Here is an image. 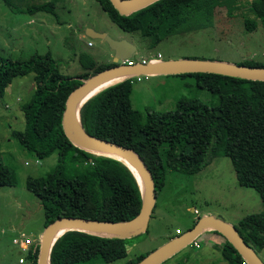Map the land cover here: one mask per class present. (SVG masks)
Listing matches in <instances>:
<instances>
[{"label":"trees","instance_id":"trees-1","mask_svg":"<svg viewBox=\"0 0 264 264\" xmlns=\"http://www.w3.org/2000/svg\"><path fill=\"white\" fill-rule=\"evenodd\" d=\"M108 20L122 32H137L149 40V46L176 34L185 25L202 28L211 23L213 0H157L127 16L119 15L107 0H94ZM215 2V0H214ZM249 7L264 25V0H250ZM46 11L51 5L31 7L29 12ZM257 21L244 19L246 32L256 29ZM82 74L65 77L48 54L34 55L26 61L0 57V98L14 78L32 75L33 90L22 104V131L12 130L15 140L27 153L43 160L56 153V164L43 176L26 179L25 188L43 211V229L57 218H81L100 222L126 221L135 217L141 206L137 183L129 169L117 160L95 155L74 146L61 127V116L68 94L82 80L112 64L94 67L93 60L79 57ZM238 65L264 67V63ZM197 88L217 97L208 107L199 100L180 97L170 111L146 109L141 115L132 109L131 79L104 88L85 101L79 109V122L89 135L132 150L150 173L154 195L162 189L167 171L193 176L213 158L229 159L238 186L254 190L261 204L258 214L241 218L234 226L242 240L257 254L264 251V81L239 77L193 73ZM221 84L225 91L221 93ZM155 152L153 158L144 155ZM13 172L0 161V187H12ZM153 212V211H152ZM151 212V213H152ZM151 217V216H150ZM146 231V230H145ZM222 239L221 259L227 264H245ZM172 235L167 237L172 238ZM38 243L26 255L28 264H36ZM145 254L123 263L124 239L99 237L66 231L53 243L49 264H135ZM176 264H183L180 260Z\"/></svg>","mask_w":264,"mask_h":264},{"label":"rangeland","instance_id":"rangeland-1","mask_svg":"<svg viewBox=\"0 0 264 264\" xmlns=\"http://www.w3.org/2000/svg\"><path fill=\"white\" fill-rule=\"evenodd\" d=\"M250 0H213L211 23L202 28L190 25L168 36L155 46L137 32L119 30L102 12L94 0H0V57L10 61H26L30 57L48 54L58 73L76 78L86 72L81 67L86 55L94 67L111 63L112 52L100 40L88 39L85 30L103 33L112 40H125L135 47L129 60L155 58L163 60L196 59L228 64L264 63V25L249 7ZM51 5L50 12L33 11L31 7ZM257 21L256 29L246 32L243 20ZM90 41L92 46L87 47ZM82 80L81 78H77ZM132 81L130 104L142 120L145 110L170 111L180 97L199 100L208 107L217 97L204 88H197L191 76H135ZM221 93L225 84H221ZM33 90L32 75L14 78L9 90L0 98V161L15 177L12 187H0V264H28L26 255L39 242L43 231V211L37 199L26 190L28 177L43 176L56 164V153L37 160L15 140L12 130L22 131V104ZM155 152L144 155L153 158ZM146 231L124 239L126 257L123 263L140 254H148L169 236L188 230L203 214L211 215L232 226L246 215L261 211L257 193L238 186L230 161L218 156L193 176L167 171L162 189L157 193ZM195 212V213H194ZM20 235L33 241L28 251L20 250L11 240ZM174 237V236H173ZM197 246L188 244L160 264H227L221 259L222 239L204 231L196 238ZM264 264V251L257 253ZM95 261L93 264H99Z\"/></svg>","mask_w":264,"mask_h":264},{"label":"water","instance_id":"water-1","mask_svg":"<svg viewBox=\"0 0 264 264\" xmlns=\"http://www.w3.org/2000/svg\"><path fill=\"white\" fill-rule=\"evenodd\" d=\"M113 9L122 16H127L157 0H107ZM84 36L88 39L103 41L112 52V66L98 71L75 87L67 96L64 103V110L61 116V127L68 136V131L72 133L80 142L81 146H74L94 154L93 152L112 153L120 156L127 163H123L133 175L140 192L141 206L138 214L132 219L119 222H100L96 220H86L81 218H57L48 224L42 231L38 242L36 264H49V252L55 242L52 236L57 229L70 228L67 231H77L85 234L95 235L103 233L108 236L121 238L126 232L135 231V235L144 233L154 206V186L150 173L144 166L142 159L132 150L118 144L111 143L87 134L79 122V109L81 105L92 96L84 100L76 109L75 105L79 96L91 87L122 74H133L135 76L152 75H181L193 73H207L225 76L239 77L248 80L264 81V67H252L237 64H228L219 61L180 59V60H160L157 63H135L126 65L123 62L128 60L135 51V47L125 40H112L103 33H95L86 29ZM116 84V83H115ZM113 85V84H112ZM111 86V85H110ZM109 87V86H108ZM9 90V87L6 88ZM103 90V89H102ZM101 91V90H100ZM77 116V120H76ZM70 135V134H69ZM98 155V154H95ZM104 156V155H101ZM108 157V156H105ZM111 158V157H108ZM136 173L142 183V190L138 184ZM215 231L225 239L245 264H262L254 250L247 245L238 234L234 226L215 218L211 215H202L186 231L168 239L165 243L146 254L135 264H160L173 254L187 246L192 240L197 238L204 231ZM134 235V236H135ZM61 236V235H60Z\"/></svg>","mask_w":264,"mask_h":264},{"label":"bare ground","instance_id":"bare-ground-1","mask_svg":"<svg viewBox=\"0 0 264 264\" xmlns=\"http://www.w3.org/2000/svg\"><path fill=\"white\" fill-rule=\"evenodd\" d=\"M131 77H134L133 74H122V75H118V76H115L113 78H110L108 80H105L93 87H91L90 89L86 90L84 93H82L77 102H76V105H75V109L84 101L86 100L87 98H89L90 96L94 95L95 93L99 92L100 90L112 85V84H115V83H118V82H121L125 79H129ZM76 120H77V116H76ZM70 134V135H69ZM68 136L71 138V142L74 143L75 145H78V146H81L80 142L78 141V139L68 131ZM94 154H98V155H104V156H108V157H111V158H115L117 160H120L121 162L127 164L124 159H122L120 156H117L115 154H112V153H102V152H93ZM129 166V165H128ZM129 168L133 171V169L129 166ZM134 172V171H133ZM136 178H137V181H138V184L142 190V183L140 181V179L138 178V176L136 175V173L134 172ZM68 229L70 228H60V229H57L55 231V233L53 234L52 236V240L58 238L60 235H62L64 232H66ZM95 235H99V236H108L107 234H103V233H94ZM135 235V231H130V232H126L125 234H123L121 237L122 239H129L131 237H133Z\"/></svg>","mask_w":264,"mask_h":264},{"label":"built area","instance_id":"built-area-1","mask_svg":"<svg viewBox=\"0 0 264 264\" xmlns=\"http://www.w3.org/2000/svg\"><path fill=\"white\" fill-rule=\"evenodd\" d=\"M86 45L87 46H90L91 45V42L90 41H87ZM160 60H161L160 59V56L157 55V57H155V58H148L146 60L141 59L139 62H131L128 59V60H125L123 63L126 64V65H132V64H135V63L145 64V63H157ZM11 242H12V244L17 245V247L20 250H22V251H28V248L30 246H32V244H33V241L30 239V237H26L24 235H20L19 238L12 239ZM189 244H191L192 246H195L196 247L197 246L196 238L194 240H192ZM17 262H18V264H22V259H19Z\"/></svg>","mask_w":264,"mask_h":264},{"label":"crops","instance_id":"crops-1","mask_svg":"<svg viewBox=\"0 0 264 264\" xmlns=\"http://www.w3.org/2000/svg\"><path fill=\"white\" fill-rule=\"evenodd\" d=\"M90 40V39H89ZM87 46V45H86ZM92 46V44L90 45V46H87V47H91ZM162 61H163V59H161ZM203 215H208V214H203ZM184 232V231H183Z\"/></svg>","mask_w":264,"mask_h":264},{"label":"flooded vegetation","instance_id":"flooded-vegetation-1","mask_svg":"<svg viewBox=\"0 0 264 264\" xmlns=\"http://www.w3.org/2000/svg\"><path fill=\"white\" fill-rule=\"evenodd\" d=\"M111 59H112V55H111ZM110 64V63H109ZM112 66V65H111ZM110 67V66H109ZM106 68H108V67H106ZM105 69V68H104Z\"/></svg>","mask_w":264,"mask_h":264}]
</instances>
